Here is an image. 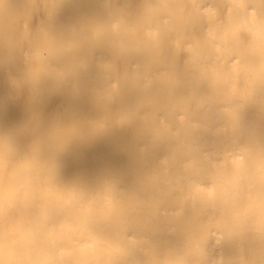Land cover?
Masks as SVG:
<instances>
[{
	"label": "bare ground",
	"instance_id": "6f19581e",
	"mask_svg": "<svg viewBox=\"0 0 264 264\" xmlns=\"http://www.w3.org/2000/svg\"><path fill=\"white\" fill-rule=\"evenodd\" d=\"M0 264H264V0H0Z\"/></svg>",
	"mask_w": 264,
	"mask_h": 264
},
{
	"label": "clouds",
	"instance_id": "9594fccd",
	"mask_svg": "<svg viewBox=\"0 0 264 264\" xmlns=\"http://www.w3.org/2000/svg\"><path fill=\"white\" fill-rule=\"evenodd\" d=\"M6 147V145H0V148H5Z\"/></svg>",
	"mask_w": 264,
	"mask_h": 264
}]
</instances>
